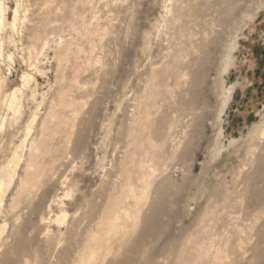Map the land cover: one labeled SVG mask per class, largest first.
I'll use <instances>...</instances> for the list:
<instances>
[{
	"label": "rangeland",
	"instance_id": "obj_1",
	"mask_svg": "<svg viewBox=\"0 0 264 264\" xmlns=\"http://www.w3.org/2000/svg\"><path fill=\"white\" fill-rule=\"evenodd\" d=\"M263 146L264 0H0V264H264Z\"/></svg>",
	"mask_w": 264,
	"mask_h": 264
},
{
	"label": "bare ground",
	"instance_id": "obj_2",
	"mask_svg": "<svg viewBox=\"0 0 264 264\" xmlns=\"http://www.w3.org/2000/svg\"><path fill=\"white\" fill-rule=\"evenodd\" d=\"M188 37L187 36L183 37V35H182V38H188ZM186 43H188V42H186ZM180 60H182V59H180L179 56H173V58L171 60V67L169 68V75L172 78L178 77L182 72V68H180V64H181ZM179 62H180V64H179ZM191 82L193 84L196 83L195 80H192ZM160 135H161V132H160ZM262 151H263V153H260L258 156L254 157V162L257 164L256 175L253 177L247 176L242 180V182L245 184V189L250 190L254 196L256 195L257 198L259 197L263 200L264 199V146H263ZM250 183H252V185H250ZM257 184H261V186L258 187ZM165 189L166 188H164V186L160 187V190H165ZM256 196H255V199H256ZM261 203H263V202H261ZM148 207H149L150 212L155 211V209L157 208V202H152ZM117 219H120V218L118 217L117 214H115V217H113V219H111V220L116 221ZM152 219H153V215H149V217L145 216V217H142L140 219V230L137 232L136 240L134 242H131L130 245L126 244V246L129 247L126 250V251H128V253L137 254L138 252H140L142 250V246L140 243L137 242V239H139L142 236H146V235L147 236L148 235H154L158 232V230H156L155 228H153L151 226ZM137 224H138V222H137ZM135 227L137 228V226H135ZM120 228H121L120 225H118L117 223H114V224H111V226L107 229L106 233L100 234L99 236H92V237L90 235L88 236V235L77 234V233L73 232L70 235L69 241H70L71 246L73 247V251L75 249V251L78 253V255H80L79 256L80 258L78 260L76 259L73 264H75V262L76 263L78 262L77 264H86L83 261L85 259L84 258V252L83 253H81V252L84 251L85 248H87L88 251H90V248H89L90 243H93L96 246H98V245L102 244L103 242H109L111 247H114L115 245L118 246V242L124 241V239H123L124 235L121 237L118 236V234L120 232L119 231ZM257 236H258L259 242H262L264 244V223L259 228ZM161 250H160V254H163L165 252L169 253V254H173L174 251L178 252V254H176L177 256L174 259H171L169 261V264H197L198 249L196 247H193V248L192 247L191 248L185 247V248H179L178 250L177 249L175 250L174 247H168V248L163 247ZM77 253H75V254H77ZM89 253L90 252H88V255H89ZM253 255L257 261H263L264 260V248H262V249L256 248L255 251L253 252ZM152 258H153L152 256L147 257V258H135L132 255L131 256L122 255L121 257H119L117 259L112 258V259L107 260L106 262L105 261H103V262H105L104 264H117V263L118 264H127V263H129V264H147L148 262L151 261ZM87 264H90L89 258H87Z\"/></svg>",
	"mask_w": 264,
	"mask_h": 264
}]
</instances>
